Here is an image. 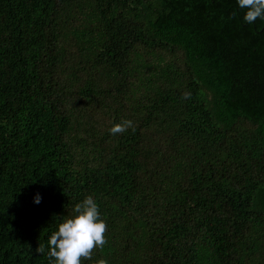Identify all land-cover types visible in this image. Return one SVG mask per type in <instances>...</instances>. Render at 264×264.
I'll use <instances>...</instances> for the list:
<instances>
[{
	"label": "trees",
	"instance_id": "obj_1",
	"mask_svg": "<svg viewBox=\"0 0 264 264\" xmlns=\"http://www.w3.org/2000/svg\"><path fill=\"white\" fill-rule=\"evenodd\" d=\"M245 12L0 0V264H49L89 195L108 242L84 264H264V19Z\"/></svg>",
	"mask_w": 264,
	"mask_h": 264
},
{
	"label": "clouds",
	"instance_id": "obj_2",
	"mask_svg": "<svg viewBox=\"0 0 264 264\" xmlns=\"http://www.w3.org/2000/svg\"><path fill=\"white\" fill-rule=\"evenodd\" d=\"M240 9H246L243 20L249 24L257 19H264V0H237ZM191 93H185L189 99ZM132 129V120H123L114 124L109 132L117 135ZM40 203V198H36ZM74 215L65 218L58 225V229L51 233L47 240V257L49 264H84L91 260L97 249H103L107 244L108 225L102 218L97 201L93 196L85 197L82 202L75 204ZM39 255L45 253V245L40 244L35 249ZM96 264H108L106 259H99Z\"/></svg>",
	"mask_w": 264,
	"mask_h": 264
}]
</instances>
